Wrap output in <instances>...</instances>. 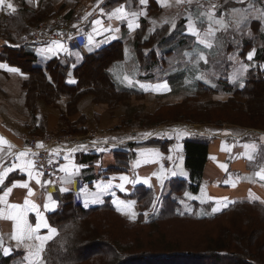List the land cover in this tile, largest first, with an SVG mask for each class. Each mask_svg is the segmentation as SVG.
<instances>
[{"label": "crops", "instance_id": "obj_1", "mask_svg": "<svg viewBox=\"0 0 264 264\" xmlns=\"http://www.w3.org/2000/svg\"><path fill=\"white\" fill-rule=\"evenodd\" d=\"M228 1L238 3L237 10L245 14L241 17H247L239 27L234 19L239 20L240 14H232L236 6L226 7ZM22 2L38 17L49 8V14L45 18L42 16V20L24 37L29 39L41 24L51 22L58 28L59 25H70L71 40L24 44L20 41L14 44L0 36V137L13 146L11 151L7 146L0 151V171L19 163L16 154L26 151L24 146L32 136L71 135L73 140L61 142L56 149L61 164L55 176H40L41 184H37L35 179L29 182L27 174L17 168L8 173L3 185H0V194L13 184L29 182L35 193L30 199L37 205V210L50 228L49 215L57 210L62 196L69 192L73 193L75 203L83 207L100 204L110 197L115 207L134 221L138 210L130 197L133 188L140 185L149 187L159 196L161 192L167 191L164 189H168L167 181L173 178L187 180L189 172L185 167L183 141L190 135H199L210 144L208 161L199 192L186 193L188 200L210 205L211 209L219 208V211L239 201L257 202L264 206V180L256 175L264 169V129L181 121L146 128L137 124L140 114L150 115L158 108L180 103L187 95L198 91L200 80L205 78L198 77L200 67L197 66L200 63L207 65V62L199 60L195 54L205 53L203 55L207 56L212 51L217 52L215 39L219 33L227 36L222 55L232 65L243 63L248 65V70L258 68L264 71V60L258 62L255 59L258 51L264 49V19H253L248 11L250 6L244 4V0L243 3L238 0H192L191 4H177L176 0H168L169 7H162L160 0H146L144 4L140 0H5V5L0 6V17L13 13L6 7L7 3L17 10ZM212 4L216 5L215 18H223L229 26L226 30L216 31L214 38L208 37L213 46L207 48L198 43L197 37L189 32L188 25L191 19L203 36L209 21L202 14L206 13L205 10L208 12ZM119 7H124L128 17L124 20L109 19V14ZM253 7L264 13L260 2L253 4ZM132 13L137 16L133 18ZM96 20L101 21V25H96ZM128 20H134V24L139 27L134 26L130 30ZM141 21L146 23L142 29ZM255 22L258 30L254 29ZM109 28L112 31H108ZM159 34L164 35V39L159 38L151 47H144L141 55L136 54L134 46L139 37L141 42H145L150 36ZM182 36L191 38L192 43L182 44ZM118 40L122 42V54L109 64L107 77L117 88H131L137 93L133 92L127 100L113 106L107 102H95L90 97L83 98L78 104V112L85 116L83 133L64 132L67 124L59 119L63 106L40 101L37 105L38 116L45 118L46 130L32 133L29 126L31 115L22 88L28 75L19 64L6 60L3 51L24 46L22 50L34 57V65H44L51 59L67 57L70 67L66 82L72 84L77 81L72 73L73 67L81 63L84 57L93 54L98 47ZM170 40H177V43ZM247 41L249 44H246ZM253 50L255 54L249 60L248 55ZM190 61L198 63L190 65ZM217 81L227 80L220 78ZM168 82L173 84L172 88ZM164 84L167 85L166 89L157 87ZM189 88L194 91L189 93ZM200 98L213 100L214 96L212 93H202ZM126 145L131 149L126 148ZM245 145H255V149L245 148ZM115 151L132 152L126 167L122 166L125 160H118ZM248 155L252 156L251 160L247 158ZM26 159L32 160L31 155ZM73 166L78 169L75 174H71ZM61 167H68L69 172L60 171ZM113 169L120 171L108 173ZM86 174L89 179L84 181ZM122 177H127V181ZM84 196L86 198L82 199ZM26 197V189L15 187L8 200L10 203L23 204ZM46 204L48 208L44 207ZM133 213L134 219L131 218ZM28 220L35 225L38 221L35 211L28 214ZM12 230V222L0 220V239L4 244L0 249L2 254L7 256L20 250L26 251L29 258V248L17 246V242L10 238ZM39 235L50 233L47 228H42ZM4 248L10 251L5 254Z\"/></svg>", "mask_w": 264, "mask_h": 264}, {"label": "trees", "instance_id": "obj_2", "mask_svg": "<svg viewBox=\"0 0 264 264\" xmlns=\"http://www.w3.org/2000/svg\"><path fill=\"white\" fill-rule=\"evenodd\" d=\"M20 4L15 12L0 17V36L14 44H19L42 16L45 18L49 14L48 8L38 17L24 2ZM260 4L263 8V0ZM225 5L239 4L228 1ZM145 24L141 21L140 28ZM253 26L258 30L256 22ZM159 38L164 39V35H152L145 42L139 37L134 46L136 54L141 55L144 47H151ZM171 42L176 44L177 40ZM185 43L190 45L192 39L182 36V44ZM23 48H6L3 52L6 60L19 64L28 75L22 88L31 115L32 133L46 130L45 118L38 116L40 101L63 106L59 119L67 124L64 132L83 133L85 116L78 112V104L83 98L90 97L95 102L113 106L127 100L133 92L137 93L131 88H117L107 77L109 64L122 54L120 40L98 47L73 67L77 81L72 84L66 82L70 67L67 57L34 65V57ZM255 59L258 62L264 60V49L258 51ZM218 84L204 88L200 83L198 91L187 95L182 102L160 107L150 115L140 114L137 124L146 128L181 121L264 129V71L248 70L241 86L228 81ZM202 93H212L214 99L203 100L200 98ZM224 110L227 112L223 113ZM225 114L235 120L223 121L219 115ZM209 145L208 140L199 135L184 139L185 167L189 177L167 181L168 189L164 188L167 191L159 196L149 187L133 188L130 197L138 210L134 221L119 211L110 197L100 204L83 207L75 203L73 193H65L57 210L49 215L51 227L57 233L45 243L43 264H264V206L239 201L219 212L200 215L198 208L206 204L188 200L185 196L200 190ZM126 148L131 149L128 145ZM115 156L118 160L124 159L122 166L126 167L132 152L115 151ZM118 171L113 169L108 173ZM87 179L89 175L86 174L83 180ZM180 201L190 203L191 212L183 211ZM18 259L22 264H30L26 251L15 250L5 256L0 250V264H12Z\"/></svg>", "mask_w": 264, "mask_h": 264}, {"label": "snow or ice", "instance_id": "obj_3", "mask_svg": "<svg viewBox=\"0 0 264 264\" xmlns=\"http://www.w3.org/2000/svg\"><path fill=\"white\" fill-rule=\"evenodd\" d=\"M140 2L144 4L146 0H140ZM181 2H187L191 4L192 0H176L177 4ZM238 2L243 3V0H238ZM160 3L162 7L171 6L168 0H160ZM4 5H5V0H0V6H4ZM6 7L12 12L16 11L15 7L11 3H7ZM215 8L216 5L212 4L210 5V10L207 13L202 14V15H206L209 21V26L206 32L203 34V36L201 35L200 31L197 29L195 22L189 19V25H188L189 32L197 37L198 43L203 44L207 48H211L213 46L211 40L207 38L208 37L214 38L216 31L226 30L227 27L229 26L228 23H226L223 18L220 19L215 18ZM239 11L240 10L233 9L232 14L236 15ZM128 15L129 14L126 12L124 7H119L109 14V19L124 20L128 17ZM131 16L134 18L137 16V14L132 13ZM260 18L264 19V13H261ZM246 19L247 17H241L239 20H237L236 21L237 27H239V25L243 23L244 20ZM94 23L96 25H101V21L99 20H96ZM134 26L139 27L138 24H134V20H128L129 29L130 30L133 29ZM172 26L175 27L174 24ZM107 30L112 31L111 28ZM91 39L92 38L90 36L89 37L90 42ZM254 54L255 51L253 50V52L248 55V59L251 60ZM198 59L207 62L206 57L203 54H200L198 56ZM10 70L15 71V69H10ZM141 87L144 86L142 85ZM157 87L166 89L167 85L164 84V85H159ZM4 146H7L9 151H11V148L13 147L3 137H0V151H3ZM37 147L42 148L44 147V145L42 142H38ZM244 147L255 149V145H251V146L245 145ZM76 150L77 149H72V151H76ZM30 155H36V154L31 153L30 150H26L16 154V159L19 161V163L14 164L12 167L0 171V185H3L4 180L6 179L8 173L14 171L17 168L20 171L25 172L27 174L29 182L35 179V182L37 184H41V180L39 177L42 176L43 173L37 170L35 162L33 160L26 159ZM247 158L251 160L252 156L248 155ZM221 167L224 166L222 165ZM60 171L68 173L69 169L68 167H61ZM77 171L78 169L75 168V166H73V172L71 174H75V172ZM256 175L259 176L261 180H264V169H262L261 172L256 173ZM121 179L127 181V177H122ZM29 182L13 184L12 187H8L6 190L3 191L2 194H0V206H2L0 207V220H6L12 222L13 230L10 238L17 242V246L24 245L25 247L29 248L30 264H43L42 253L45 248V242L52 239V236L57 233V230L55 228L49 227L43 215H41L40 212L37 210V205L30 199V197H32L35 193L33 189L30 187ZM15 187L24 188L27 190V197L25 198L23 204L10 203L8 200V197L11 195L12 190ZM120 187L123 188V184H121ZM224 206L225 207L227 206L226 201L224 203ZM44 207L48 208L49 205L46 204ZM219 210H220L219 208L212 209L213 213ZM33 211L36 212L38 217V221L35 223V225L30 223L28 220V214ZM131 218L133 219L135 218L134 213ZM42 228H47L49 230L50 235H45V236L39 235V232ZM26 241H37L38 243L26 244L25 243ZM0 247H2V239H0ZM3 251L5 254H7L10 250L8 248H4Z\"/></svg>", "mask_w": 264, "mask_h": 264}, {"label": "rangeland", "instance_id": "obj_4", "mask_svg": "<svg viewBox=\"0 0 264 264\" xmlns=\"http://www.w3.org/2000/svg\"><path fill=\"white\" fill-rule=\"evenodd\" d=\"M245 3L248 6V11H250V15L252 16L253 19L255 20H260L261 17V11H259V8H252V5L260 2V0H256L254 3H251V1L253 0H244ZM239 6H236L235 9H238ZM205 10V9H204ZM205 12L207 13V11L205 10ZM243 11H239L238 14H240L241 16H245V14L242 13ZM262 19V18H261ZM235 21H237L238 19H234ZM263 21V19H262ZM60 27H67L68 25H59ZM70 26V25H69ZM72 28V27H70ZM68 28V29H70ZM58 29V27H57ZM226 35L223 33H219V35L216 37L215 39V44H216V48L218 49L217 52L212 51V53H208L206 57L207 60V65H202L201 63L199 64V66H197L198 68L200 67L199 70V75L198 77L200 78H205V79H201V86L205 87H216L218 86V79L223 78L224 80L229 81L230 83H233L237 86H241L244 82V78H245V74L247 72L248 65L247 64H243V63H239L237 65H232V62H230L228 59H225L223 54V43L226 39ZM26 38V37H24ZM22 41V40H21ZM232 44H236V42H232ZM200 54H205V53H197L195 55L199 56ZM190 65H192L193 63H198L197 61H190ZM210 63L212 64V67L210 65ZM186 70V69H185ZM185 70L182 72V76L185 73ZM221 82V81H219ZM177 83V82H175ZM168 85L170 88H172V83L168 82ZM189 93L193 92L194 90L189 88L188 89ZM208 98V97H205ZM208 100V99H207ZM227 111L224 110L223 113H226ZM223 118V121H233L235 120L233 117H229L228 115H219ZM86 196L82 197V199H85ZM83 201V200H82ZM180 207L183 211L186 212H191L192 210V205H190V203H188L187 201H180ZM212 209L210 205H201L198 208V213L200 215H206L209 213H212ZM4 246V244H2V247ZM0 247V249L2 248ZM19 251V250H17ZM12 254V253H10ZM25 263V262H24ZM12 264H22V261H20L19 259L16 260V262L12 263Z\"/></svg>", "mask_w": 264, "mask_h": 264}, {"label": "built area", "instance_id": "obj_5", "mask_svg": "<svg viewBox=\"0 0 264 264\" xmlns=\"http://www.w3.org/2000/svg\"><path fill=\"white\" fill-rule=\"evenodd\" d=\"M58 27V26H57ZM55 24L43 23L28 38H24L22 43H40L44 41L62 40L69 41V29L67 27H59ZM73 140L71 135H49V136H32L25 144V150H30L32 160L35 162L38 171L42 172V176H53L59 171L60 159L57 156L56 149L61 142ZM38 142H42L44 147H37Z\"/></svg>", "mask_w": 264, "mask_h": 264}]
</instances>
